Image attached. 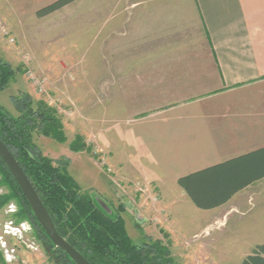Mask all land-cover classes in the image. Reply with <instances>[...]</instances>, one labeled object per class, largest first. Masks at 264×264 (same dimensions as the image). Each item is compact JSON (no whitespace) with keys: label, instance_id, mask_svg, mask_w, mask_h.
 <instances>
[{"label":"rangeland","instance_id":"rangeland-1","mask_svg":"<svg viewBox=\"0 0 264 264\" xmlns=\"http://www.w3.org/2000/svg\"><path fill=\"white\" fill-rule=\"evenodd\" d=\"M55 1L0 0V64L13 73L0 90V107L17 117L15 103L30 99L32 108L55 112L65 143L34 136L35 146L98 210L120 216L132 243L159 241L175 264H241L264 244L257 238L264 233L263 202L250 206L259 213L236 225L234 239L233 226L221 225L224 251L211 257V228L186 233L183 198L168 180L208 154L203 129L144 127L153 110L180 102L183 86L196 77H183L191 66L175 60H213L193 0H78L35 17ZM72 142L84 150L72 152ZM140 175L159 179L165 195ZM0 195H10L4 184ZM8 201L0 209V264H62L31 219L18 215L16 200ZM9 223L23 228L19 236L4 235Z\"/></svg>","mask_w":264,"mask_h":264},{"label":"crops","instance_id":"crops-1","mask_svg":"<svg viewBox=\"0 0 264 264\" xmlns=\"http://www.w3.org/2000/svg\"><path fill=\"white\" fill-rule=\"evenodd\" d=\"M193 2L213 60H175L191 66L183 71V77H196L183 86L186 90L181 92L180 102H169L153 110L150 120L143 121H147L145 130L150 126L186 128L188 124L203 129L208 154L199 156L197 161L187 164L182 173L168 180L173 185L171 192L183 198L184 224L191 226L190 229L186 227V233L193 235L211 228L216 242L210 245L208 253L215 258L218 252L224 251L218 243L224 230L221 225L230 223L233 226L230 233L234 239L236 225H241L253 212L258 215L259 210L252 212L251 205L263 202L260 212L264 213V177L237 192L227 203L207 211L193 206L176 181L264 149V0ZM177 80H180L178 76ZM186 93H192L195 98L191 100L187 96L186 99ZM138 177L164 194L159 179L146 175ZM252 222L261 224L256 219ZM217 225L220 228H216ZM257 238L264 243V233Z\"/></svg>","mask_w":264,"mask_h":264},{"label":"trees","instance_id":"trees-1","mask_svg":"<svg viewBox=\"0 0 264 264\" xmlns=\"http://www.w3.org/2000/svg\"><path fill=\"white\" fill-rule=\"evenodd\" d=\"M56 0L35 12L36 18H44L77 2ZM9 67L0 64V90L13 80ZM30 99L18 103L19 115L14 117L0 107V140L14 156L28 177L49 213L59 236L64 238L91 264H175L168 247L161 242L146 240L134 244L127 235L125 223L120 216L113 219L102 213L92 198L81 192L75 181L41 154L33 142L41 136L56 143H65L61 123L53 110L44 104L32 108ZM70 144L72 152L84 149ZM11 174L0 159L1 184L10 195H0V209L11 198L20 207L19 216H28L57 261L74 264L67 255L58 250L45 237ZM264 177V149L240 156L186 177L179 178L177 186L197 209L211 210L227 203L233 195ZM27 217V218H28ZM241 264H264V244L256 246Z\"/></svg>","mask_w":264,"mask_h":264},{"label":"water","instance_id":"water-1","mask_svg":"<svg viewBox=\"0 0 264 264\" xmlns=\"http://www.w3.org/2000/svg\"><path fill=\"white\" fill-rule=\"evenodd\" d=\"M9 149L5 144L0 140V159L2 164L5 165L15 183L17 188H19L23 197L26 200L30 212H32L34 218L36 219L38 225L44 232V236L47 237L49 242L58 249L64 252L69 260L74 264H91L85 258L61 236L57 233L53 221L47 210L45 209L39 196L36 193L35 189L32 187L31 182L28 177L24 174L23 170L19 166L14 156L11 154Z\"/></svg>","mask_w":264,"mask_h":264},{"label":"built area","instance_id":"built-area-1","mask_svg":"<svg viewBox=\"0 0 264 264\" xmlns=\"http://www.w3.org/2000/svg\"><path fill=\"white\" fill-rule=\"evenodd\" d=\"M20 228L23 229L22 227ZM20 228L14 227L13 223H9L5 226L4 235L19 236L21 234Z\"/></svg>","mask_w":264,"mask_h":264}]
</instances>
